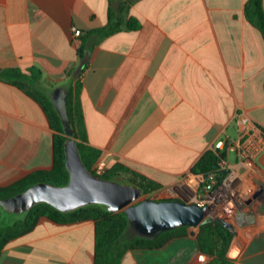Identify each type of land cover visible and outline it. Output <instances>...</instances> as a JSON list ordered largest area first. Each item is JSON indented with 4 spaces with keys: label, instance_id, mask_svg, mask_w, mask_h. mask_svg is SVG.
Returning a JSON list of instances; mask_svg holds the SVG:
<instances>
[{
    "label": "crops",
    "instance_id": "crops-1",
    "mask_svg": "<svg viewBox=\"0 0 264 264\" xmlns=\"http://www.w3.org/2000/svg\"><path fill=\"white\" fill-rule=\"evenodd\" d=\"M249 1L0 0V71L38 68L42 90L69 86L84 42L87 144L109 169L124 166L165 189L235 135L237 112L264 128V36L247 17ZM111 18L122 28L101 38ZM55 133L37 101L0 80V186L51 170ZM233 224L232 264H264V205ZM95 230L93 220L43 217L5 246L0 264H95ZM198 232L131 250L122 264H207Z\"/></svg>",
    "mask_w": 264,
    "mask_h": 264
},
{
    "label": "trees",
    "instance_id": "trees-1",
    "mask_svg": "<svg viewBox=\"0 0 264 264\" xmlns=\"http://www.w3.org/2000/svg\"><path fill=\"white\" fill-rule=\"evenodd\" d=\"M264 0H250L246 6V14L250 21L262 32L264 36ZM122 28L120 21L111 18L109 26L97 31L101 38H105ZM129 29L137 30V21L128 24ZM88 48L83 42L78 50L80 66L72 75L69 84L68 112L71 123L76 129L75 138L78 140L81 157L86 167L94 174V165L101 159L102 153L87 144L84 131V116L80 101L82 93L81 78L87 68ZM0 80L14 85L37 101L47 113L54 135V164L51 170L35 171L15 182L0 186V199H8L20 194L31 186L47 182L57 186H64L69 181V173L66 168V156L64 143L67 137L61 119L53 102L40 88L42 73L38 68H32L23 72L18 68H8L0 71ZM219 156L213 151L207 152L195 165L192 172L202 173L215 170ZM118 175H126L129 181L138 184L144 189V195H152L162 187L151 179L140 175L124 166L118 165L109 169L104 175L105 179H116ZM181 202L179 198L167 199ZM165 201V200H160ZM48 218L59 224H73L87 220L96 223L95 264H122L125 255L136 249H160L174 239L188 236V227L161 233L156 239L149 240L134 236L129 229V221L125 212L110 213L104 207L92 205L74 212L63 213L48 204H40L34 207L24 217H12L4 213L0 208V254L11 241L31 233L41 218ZM234 234L220 222L212 221L199 227L197 244L199 251L211 260L207 264H232L228 252L232 244Z\"/></svg>",
    "mask_w": 264,
    "mask_h": 264
},
{
    "label": "water",
    "instance_id": "water-1",
    "mask_svg": "<svg viewBox=\"0 0 264 264\" xmlns=\"http://www.w3.org/2000/svg\"><path fill=\"white\" fill-rule=\"evenodd\" d=\"M45 92L54 104L67 137L64 150L69 181L64 186L40 182L16 196L0 199V208L4 213L12 217H24L40 204H48L63 213L98 205L110 213L125 212L130 231L134 236L144 239L154 240L164 232L182 227L199 228L212 221L220 222L234 235L237 234L233 223L208 217L207 209L198 204L184 200H140L144 196V189L138 184L105 179L94 174L81 157L79 142L75 138L76 129L69 117V86L46 89Z\"/></svg>",
    "mask_w": 264,
    "mask_h": 264
},
{
    "label": "built area",
    "instance_id": "built-area-1",
    "mask_svg": "<svg viewBox=\"0 0 264 264\" xmlns=\"http://www.w3.org/2000/svg\"><path fill=\"white\" fill-rule=\"evenodd\" d=\"M81 34L80 30L74 29L76 39ZM234 122L235 135L217 140L212 148L219 156L215 170L202 173L191 171L182 175L175 185L153 193L154 196L148 195L146 199H180V191H185L195 204L207 209L208 217L222 218L230 223L263 206L264 128L243 112L236 113ZM108 170L104 159L94 165L98 176Z\"/></svg>",
    "mask_w": 264,
    "mask_h": 264
},
{
    "label": "rangeland",
    "instance_id": "rangeland-1",
    "mask_svg": "<svg viewBox=\"0 0 264 264\" xmlns=\"http://www.w3.org/2000/svg\"><path fill=\"white\" fill-rule=\"evenodd\" d=\"M231 157H232V160H234V155L232 154L231 155ZM116 180H118V181H120V182H123V183H130V181H129V177L128 176H126V175H118L117 177H116ZM180 194H181V197L184 199V200H186L188 203H191V204H195L193 201H192V199H191V197H190V195L187 193V192H185V191H180ZM152 196H154V195H152ZM162 196H165V194H163ZM147 198V195H144L140 200H145ZM196 229H199V228H196Z\"/></svg>",
    "mask_w": 264,
    "mask_h": 264
}]
</instances>
